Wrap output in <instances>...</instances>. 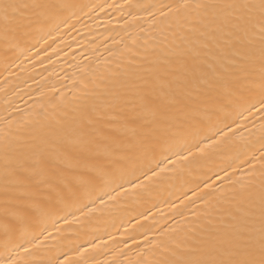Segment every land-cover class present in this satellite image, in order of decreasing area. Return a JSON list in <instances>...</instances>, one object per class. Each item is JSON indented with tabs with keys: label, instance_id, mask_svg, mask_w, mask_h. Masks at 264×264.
Wrapping results in <instances>:
<instances>
[{
	"label": "snow or ice",
	"instance_id": "snow-or-ice-1",
	"mask_svg": "<svg viewBox=\"0 0 264 264\" xmlns=\"http://www.w3.org/2000/svg\"><path fill=\"white\" fill-rule=\"evenodd\" d=\"M104 7L83 0H0V46L7 54L33 32L47 28L50 36L78 13ZM107 7L128 9L131 21H161L163 39L152 45L156 61L148 60L146 40L143 60L131 56L84 73L73 79L71 95L55 87L51 95L41 91L38 110L19 119L12 112L0 116V264H50L34 258L41 237L51 236L49 218H56L54 227L77 211H95L97 201L106 207L120 195L144 199L212 157L231 160L220 169L223 176L215 173L220 186L204 181L188 190L207 210L154 239L145 235L152 259L136 264H264V0ZM213 48L220 55L206 59ZM185 54L197 61L190 68L196 86L177 93L173 80L151 65ZM244 112L260 113L258 138L238 120ZM236 160L247 165L239 179H233ZM188 191L170 207L195 203ZM77 254V264H89L86 249Z\"/></svg>",
	"mask_w": 264,
	"mask_h": 264
},
{
	"label": "bare ground",
	"instance_id": "bare-ground-1",
	"mask_svg": "<svg viewBox=\"0 0 264 264\" xmlns=\"http://www.w3.org/2000/svg\"><path fill=\"white\" fill-rule=\"evenodd\" d=\"M83 2L105 7L88 15L78 13L79 18L71 17L67 25H61L59 30H51L50 36L47 35V28L41 32H33L20 43L19 48L7 54L0 46V116H7L12 112L19 119L24 114L38 110L37 104L44 99L41 97V91L51 95L50 90L55 87L71 95L70 90H75L73 79L84 73L103 71L108 66L115 67L117 62L126 61L131 56H135L138 61L143 60L146 40L150 53L148 60L156 61V55L151 53L152 45L163 39L160 29L164 25L161 21L157 19L155 25L149 18L131 21L128 9L125 8L121 12L116 8L107 7L108 4L153 3L155 0ZM41 36L44 38L40 39ZM113 38L116 41L122 39L124 43H113ZM190 39L195 41L196 34H192ZM125 44L130 51L125 49ZM136 53L141 55H135ZM164 55L168 53L165 52ZM218 55L220 53L213 48L208 52L206 59L211 60ZM169 59L170 64H152V70L173 80V91L177 93L194 89L196 81L190 68L197 61L187 54L173 55ZM170 72L175 73V76L169 75ZM15 109L21 111L16 112ZM238 120L255 134L254 139L258 138L260 113L249 115L244 112ZM244 135L247 137L248 132L245 131ZM254 147L259 148V144ZM230 162V159L212 157L193 168L190 173H186L180 181L166 185L144 199L120 195L117 200L109 201L106 207L97 201L95 211H77L74 216L68 217L67 223L57 220L54 227L52 225L56 218H49L47 224L51 236L47 240L41 237L43 244L39 250H34V258L44 259L50 264H60L62 261L66 264H77L82 259L77 254V249L83 248L86 249L89 264H129V261L136 264L141 259L150 260L152 256L144 244L145 235L154 239L163 229L194 222L197 219L195 213L207 209L203 202L188 190H196L198 184L202 187L204 181H215L213 187L218 188L221 181L216 179L215 173L219 172L223 176L220 169ZM237 165L240 167L237 168L233 179H239L247 171V165H242L240 160H236L232 166L236 168ZM231 171L232 169H229V172ZM184 191H188L195 203L185 201L178 209L170 207L172 202L179 204L177 197ZM91 207L92 205H89V209ZM179 212H183V216L179 215ZM132 237H135L139 248L133 243ZM141 249L144 250L143 257L138 254Z\"/></svg>",
	"mask_w": 264,
	"mask_h": 264
}]
</instances>
